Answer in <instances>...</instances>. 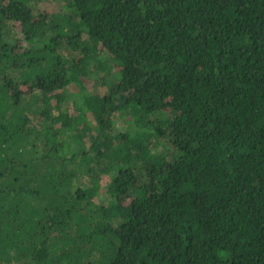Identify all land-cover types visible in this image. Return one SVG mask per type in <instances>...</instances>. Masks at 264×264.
<instances>
[{"label": "trees", "instance_id": "obj_1", "mask_svg": "<svg viewBox=\"0 0 264 264\" xmlns=\"http://www.w3.org/2000/svg\"><path fill=\"white\" fill-rule=\"evenodd\" d=\"M0 264H264V0H0Z\"/></svg>", "mask_w": 264, "mask_h": 264}]
</instances>
